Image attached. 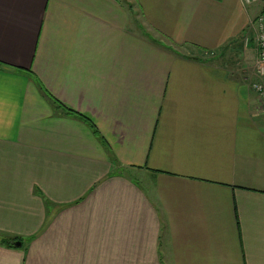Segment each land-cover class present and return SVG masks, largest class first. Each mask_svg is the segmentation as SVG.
I'll list each match as a JSON object with an SVG mask.
<instances>
[{"label":"crops","instance_id":"0c3cea01","mask_svg":"<svg viewBox=\"0 0 264 264\" xmlns=\"http://www.w3.org/2000/svg\"><path fill=\"white\" fill-rule=\"evenodd\" d=\"M260 15L0 0V264H264V112L212 57Z\"/></svg>","mask_w":264,"mask_h":264},{"label":"built area","instance_id":"2783aa9c","mask_svg":"<svg viewBox=\"0 0 264 264\" xmlns=\"http://www.w3.org/2000/svg\"><path fill=\"white\" fill-rule=\"evenodd\" d=\"M250 4L255 0H244ZM251 37L245 41L247 45L250 43L254 46V53L256 57L255 73L256 81L250 85L251 89L258 95L260 107L264 112V15H260L251 22Z\"/></svg>","mask_w":264,"mask_h":264},{"label":"rangeland","instance_id":"374dc122","mask_svg":"<svg viewBox=\"0 0 264 264\" xmlns=\"http://www.w3.org/2000/svg\"><path fill=\"white\" fill-rule=\"evenodd\" d=\"M250 49L251 47L247 45L244 38L239 43L233 42L230 45L223 47L218 52H213L212 57L213 59H220V61H223V63L226 64L228 68L230 67L232 69H236L233 64L234 61L238 59L243 60V62H245L247 65L248 72L246 73V75L248 76V80L253 79L254 81H256V70L254 68L256 57H253Z\"/></svg>","mask_w":264,"mask_h":264},{"label":"trees","instance_id":"16d2710c","mask_svg":"<svg viewBox=\"0 0 264 264\" xmlns=\"http://www.w3.org/2000/svg\"><path fill=\"white\" fill-rule=\"evenodd\" d=\"M41 90H42V92H43V94L49 99H51V97H49L48 95H47V93L41 88ZM52 100V99H51ZM58 107L61 109V107L64 109H62L64 112H66V114H70L71 112L68 110V109H66L65 107H63L61 104L60 105H58ZM81 119H84V118H81ZM94 133L95 134H97V131L96 130H94Z\"/></svg>","mask_w":264,"mask_h":264}]
</instances>
